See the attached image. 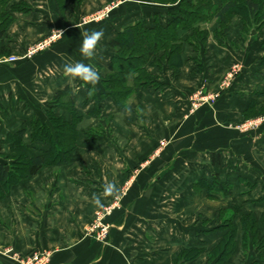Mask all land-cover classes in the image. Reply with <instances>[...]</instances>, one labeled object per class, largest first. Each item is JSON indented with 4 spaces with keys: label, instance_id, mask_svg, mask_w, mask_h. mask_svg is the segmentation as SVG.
<instances>
[{
    "label": "crops",
    "instance_id": "obj_1",
    "mask_svg": "<svg viewBox=\"0 0 264 264\" xmlns=\"http://www.w3.org/2000/svg\"><path fill=\"white\" fill-rule=\"evenodd\" d=\"M105 1L79 6L72 0H12L7 6L24 3L12 11L13 21L0 39V161L10 162L8 135L22 128L35 153L49 148L33 142L32 121L49 123L53 99L66 86L82 119L69 161L45 165L0 198V264H24L35 251L49 252L48 264H175L184 249L203 253L181 264H210L209 254L227 232L218 212L230 207L255 215L261 239L264 119L248 131L239 123L250 107H264V28L245 38L242 17L236 15L219 38L218 22L204 23L206 41L199 40L198 49L185 42L178 71L166 59L150 64L158 86L139 88L121 108L101 96L106 91L101 76L94 98L79 79L64 73L65 64L83 62L101 75L111 68L116 50L110 42L119 32L139 22L167 25L179 15L180 2L125 0L112 20L80 24L81 15ZM54 30L64 32L57 43L23 57ZM92 30H103L104 37L96 55L85 58L79 49L83 33ZM191 35L180 31L183 39ZM10 55L19 60H2ZM228 72L230 84L223 87ZM55 111L72 119L65 109ZM161 139L167 147L158 151ZM106 182H114L119 193L96 205L92 197ZM114 202L118 205L106 218L108 237L97 239L93 220ZM234 223L241 245L242 224L239 218ZM249 245L246 255L240 246L223 264H264V248Z\"/></svg>",
    "mask_w": 264,
    "mask_h": 264
},
{
    "label": "trees",
    "instance_id": "obj_2",
    "mask_svg": "<svg viewBox=\"0 0 264 264\" xmlns=\"http://www.w3.org/2000/svg\"><path fill=\"white\" fill-rule=\"evenodd\" d=\"M12 0H0V39L6 32L7 25L13 21L12 11L19 10L24 3H14L7 8ZM83 2L84 0H77ZM159 3L180 2L179 15L169 20L167 25L156 23L150 27L146 22H139L127 26L110 42L116 52L112 58L111 68L100 76L105 87L102 97H112L115 103L123 108L137 90L146 86H158L152 73L150 64L161 65L166 59L178 71L181 64V53L185 42L198 49L199 40L206 41L209 31L202 27L204 23L216 20L217 37L226 36L231 29V22L236 15H240L244 24L245 38L253 30L264 28V0H158ZM181 30H191L192 35L186 39L180 36ZM264 62V57H263ZM80 83L81 80H79ZM67 110L72 119L67 120L59 115L55 109ZM49 123L41 120L32 121L33 142L48 143L49 148H37L34 152L24 138L27 128H22L8 135L7 143L11 144L12 153L7 157L9 163L0 161V198L9 193L11 187L22 178L37 174L45 165H61L71 159L77 147L79 128L82 117L78 115L75 100L71 95L70 86L60 90L54 97L48 111ZM0 141V153L2 144ZM228 190V189H227ZM230 216L222 225L227 229L221 242L212 250L216 254L210 264H222L236 245L238 225ZM264 222V213L262 214ZM247 221L250 226L247 225ZM243 227L246 233H252L253 243L260 249L264 248V236L258 239V220L255 215L243 217ZM245 240V245H248ZM199 249H184L177 259L187 261L199 254ZM217 257L215 261L214 258ZM264 258V257H263Z\"/></svg>",
    "mask_w": 264,
    "mask_h": 264
},
{
    "label": "rangeland",
    "instance_id": "obj_3",
    "mask_svg": "<svg viewBox=\"0 0 264 264\" xmlns=\"http://www.w3.org/2000/svg\"><path fill=\"white\" fill-rule=\"evenodd\" d=\"M73 1V4L74 5H79V6H82V5H85L87 3V0H84L83 2H79L77 0H72ZM156 2H161V1H158V0H154ZM125 0H106L105 3H103L99 8H96L94 10H92L91 12L89 13H86V14H83L80 16L79 20L81 21V25H84V26H88V25H96V24H101V23H105L107 21H110L113 19V17L115 16V13L123 6ZM216 21V20H214ZM257 32V30H255ZM64 34V32H63ZM249 35V34H248ZM62 37L59 36L57 39H55L54 41H49L50 43L47 44L45 47V40L48 39V37H45L43 39H40L38 41H35L33 44H31V46L28 48H32V49H35L36 50V54L39 53L40 51H44V50H47L49 48H51L55 43H57ZM39 47H43L41 50L39 49ZM24 58H32V57H25V55L23 56ZM6 58H3L2 60L3 61H6L5 60ZM17 62V61H16ZM234 68H237V65H234L233 69ZM230 72V71H229ZM228 72V73H229ZM223 81H222V86L224 87L227 86L228 84H230V80H231V73L227 74L226 76L223 77ZM80 82V81H79ZM81 85H84L86 87L89 88V94L91 97H94V98H97L98 94H97V90L95 89V87H93V85H90V84H87L86 82L84 81H81ZM138 92V91H137ZM136 92V94H137ZM135 94V95H136ZM134 95V96H135ZM133 96V97H134ZM132 97V98H133ZM98 111V110H96ZM263 115H264V107L263 106H260L259 108L257 107H250V109L247 110V113H245V121L239 123V127L241 129H245V131H248V130H251V129H256L258 127V124H260L262 121H263ZM111 120V119H110ZM111 122V121H110ZM108 121V124L111 125ZM248 129V130H247ZM96 133V129H92L90 131V134H95ZM167 141L165 139H161L160 140V143H159V148H158V151L160 150H163L165 149L167 146ZM218 215H219V218L222 220L223 224L224 222L232 215H234V218H233V222L235 219H238L240 220L241 224H245L243 223V217L246 216L247 214L246 213H241L240 210L237 208V207H230V208H226V209H221L219 212H218ZM242 225V228H243V235H242V241L241 242V245L238 244V241H237V236H238V231H237V236H236V245L234 247V250L230 253V255L228 257H226V259L223 260L222 264L227 260L229 259V257L231 255H233L234 253L237 252L238 248L241 246V249H243L242 251H244L245 255L248 253V250L250 248V245H245V240L247 239L248 240V243H253L252 239L253 237L251 236L250 233H252L251 231H249L250 233H246V230L245 228L243 227ZM247 225L250 226L249 222L247 221ZM245 226V225H244ZM258 238V237H257ZM259 239V238H258ZM239 251V250H238ZM182 252V251H181ZM180 252V253H181ZM179 253V255H180ZM201 253H203L202 251L199 252L198 255H196L194 258H197ZM212 253V251H211ZM211 253L209 254V262L210 260H212V258L216 255H211ZM202 255V254H201ZM200 255V256H201ZM179 257V256H178ZM177 257V258H178ZM26 258V257H25ZM217 259V257L214 258L213 261H215ZM181 261L183 260H179V259H176L175 260V264H181Z\"/></svg>",
    "mask_w": 264,
    "mask_h": 264
},
{
    "label": "clouds",
    "instance_id": "obj_4",
    "mask_svg": "<svg viewBox=\"0 0 264 264\" xmlns=\"http://www.w3.org/2000/svg\"><path fill=\"white\" fill-rule=\"evenodd\" d=\"M53 32L63 37L62 30H54ZM83 37L84 38L79 49L80 53L85 58H93L97 53V47L100 41L104 37V32L103 30H92L90 32L86 31L83 33ZM63 71L68 77L72 79H79L93 86H95L100 81V75L98 71L91 65L85 64L83 62L78 61L75 63L65 64ZM118 193L119 189L114 182H106L103 186V192L100 195L94 194L92 201L94 204L100 205L101 197H115L118 195Z\"/></svg>",
    "mask_w": 264,
    "mask_h": 264
},
{
    "label": "built area",
    "instance_id": "obj_5",
    "mask_svg": "<svg viewBox=\"0 0 264 264\" xmlns=\"http://www.w3.org/2000/svg\"><path fill=\"white\" fill-rule=\"evenodd\" d=\"M60 35L57 33L52 32L48 39L45 40L44 47L49 44L51 41H54L57 39ZM50 41V42H49ZM43 47H39L41 50ZM36 54L35 49H28L27 52L24 54L25 57H32ZM7 62H16L19 60V57L17 55H10L6 57L5 59ZM118 203H113L112 205L103 208L99 212H97L93 223L91 225L92 230H96L95 237L97 239H103L106 240L109 234L110 225L106 222V218L109 214H111L114 207H116ZM50 258L49 252H41V251H35L31 253L30 255H27L26 258H24L22 261L24 264H48Z\"/></svg>",
    "mask_w": 264,
    "mask_h": 264
},
{
    "label": "water",
    "instance_id": "obj_6",
    "mask_svg": "<svg viewBox=\"0 0 264 264\" xmlns=\"http://www.w3.org/2000/svg\"><path fill=\"white\" fill-rule=\"evenodd\" d=\"M256 31L255 30H253V32L252 33H255Z\"/></svg>",
    "mask_w": 264,
    "mask_h": 264
}]
</instances>
